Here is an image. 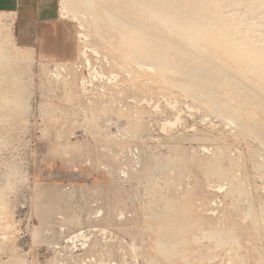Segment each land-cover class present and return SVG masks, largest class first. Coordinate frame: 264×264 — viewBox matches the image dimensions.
<instances>
[{"label": "rangeland", "instance_id": "1", "mask_svg": "<svg viewBox=\"0 0 264 264\" xmlns=\"http://www.w3.org/2000/svg\"><path fill=\"white\" fill-rule=\"evenodd\" d=\"M60 10L68 63L0 15V264H264V0Z\"/></svg>", "mask_w": 264, "mask_h": 264}, {"label": "crops", "instance_id": "2", "mask_svg": "<svg viewBox=\"0 0 264 264\" xmlns=\"http://www.w3.org/2000/svg\"><path fill=\"white\" fill-rule=\"evenodd\" d=\"M0 15L9 22L14 45L32 60L68 63L77 58V27L62 17L60 0H0Z\"/></svg>", "mask_w": 264, "mask_h": 264}, {"label": "bare ground", "instance_id": "3", "mask_svg": "<svg viewBox=\"0 0 264 264\" xmlns=\"http://www.w3.org/2000/svg\"><path fill=\"white\" fill-rule=\"evenodd\" d=\"M198 50V49H197ZM200 51V50H199ZM193 52V51H192ZM192 52H190V53H192ZM196 54V53H195Z\"/></svg>", "mask_w": 264, "mask_h": 264}]
</instances>
